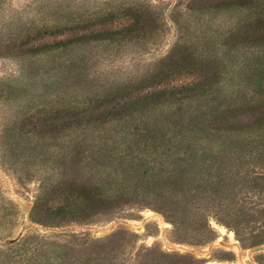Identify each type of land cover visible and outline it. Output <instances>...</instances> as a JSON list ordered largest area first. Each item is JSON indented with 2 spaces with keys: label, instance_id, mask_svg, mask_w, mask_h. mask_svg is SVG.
Wrapping results in <instances>:
<instances>
[{
  "label": "rangeland",
  "instance_id": "374dc122",
  "mask_svg": "<svg viewBox=\"0 0 264 264\" xmlns=\"http://www.w3.org/2000/svg\"><path fill=\"white\" fill-rule=\"evenodd\" d=\"M193 261L264 264V0H0V264Z\"/></svg>",
  "mask_w": 264,
  "mask_h": 264
},
{
  "label": "trees",
  "instance_id": "16d2710c",
  "mask_svg": "<svg viewBox=\"0 0 264 264\" xmlns=\"http://www.w3.org/2000/svg\"><path fill=\"white\" fill-rule=\"evenodd\" d=\"M174 223L176 224V222H174ZM193 263H194V264H196V262H195V261H193Z\"/></svg>",
  "mask_w": 264,
  "mask_h": 264
}]
</instances>
